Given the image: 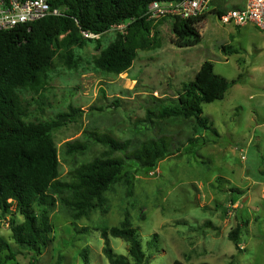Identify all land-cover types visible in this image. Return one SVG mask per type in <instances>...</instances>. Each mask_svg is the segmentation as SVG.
Here are the masks:
<instances>
[{
    "label": "rangeland",
    "instance_id": "1",
    "mask_svg": "<svg viewBox=\"0 0 264 264\" xmlns=\"http://www.w3.org/2000/svg\"><path fill=\"white\" fill-rule=\"evenodd\" d=\"M226 1L221 6L216 0L217 9L204 13L196 46L176 47L173 17H164L154 28L161 45L139 51L127 72L108 74L95 68L94 59L114 40L118 29H112L99 46L92 41L74 48L69 65L58 54L43 95L20 92L27 121L50 120L70 107L81 110L75 122L53 135L61 179L68 180L73 168L105 150L93 143L84 154L66 153L67 142H85L89 133L129 140L131 148L164 136L173 153L157 170L137 173L131 197L123 184L107 193V212L74 221L58 203L50 208L51 241L36 264H53L59 257L62 264H85L84 248L88 264H109L100 230L118 226L127 212L149 264H264V31L253 24L224 25L218 9L239 0ZM206 61L218 75L229 81L241 76V81L223 100L203 104V115L218 134L200 130L197 135L194 120L160 112L176 103L184 84L195 79ZM12 220L22 222L23 217L13 209L0 219V234L18 249L11 238ZM238 224L243 226L240 249L229 238ZM110 244L115 253L128 255L122 239L111 236ZM33 258L22 251L14 264H31Z\"/></svg>",
    "mask_w": 264,
    "mask_h": 264
},
{
    "label": "trees",
    "instance_id": "2",
    "mask_svg": "<svg viewBox=\"0 0 264 264\" xmlns=\"http://www.w3.org/2000/svg\"><path fill=\"white\" fill-rule=\"evenodd\" d=\"M155 1L182 0H50L53 7L62 10V15L0 31V219L12 214L13 209L23 217L22 222H10L11 238L18 249L0 234V264L16 263L22 251L32 253L31 264H36L51 241L48 210L57 203L74 221L89 217L94 211L107 212L106 194L115 186L123 184L127 196L131 197L137 173L149 174L157 170L161 161L172 156V143L164 136L147 139L131 148L129 140L89 133L85 142H67L66 153L84 154L93 143L101 144L105 150L100 156L73 168L68 180L61 179L60 158L53 135L75 122L81 110L70 107L68 112L59 113L50 120L27 121V109L20 95L21 91L43 95L58 54L63 53L69 65L73 62L74 48L92 41L99 46L105 33L123 24L127 25L126 29L117 30L114 40L94 59V66L108 74L127 72L139 51L153 50L161 45L154 30L158 20H149L146 16L149 5ZM222 11L218 9V16ZM205 19V14L191 19L173 18L172 43L178 48L198 45L202 40L198 24ZM83 32L99 34L100 38L86 39ZM240 81L241 76L229 81L218 75L213 63L206 61L195 79L184 84L176 103L164 107L160 116L194 120L196 134L200 130L218 134L204 117L203 104L223 100ZM243 224L248 225L247 222ZM85 230L87 228L79 233ZM242 230L243 226L238 224L229 234L239 249ZM100 234L109 264L150 263L128 212L118 226L104 227ZM111 236L128 244V255L114 252ZM81 256L88 264L87 248ZM53 264H62V257ZM172 264L188 263L175 260Z\"/></svg>",
    "mask_w": 264,
    "mask_h": 264
},
{
    "label": "built area",
    "instance_id": "3",
    "mask_svg": "<svg viewBox=\"0 0 264 264\" xmlns=\"http://www.w3.org/2000/svg\"><path fill=\"white\" fill-rule=\"evenodd\" d=\"M216 0H182L178 2L151 3L146 16L157 21L164 17L191 19L216 8ZM62 10L50 4V0H0V31L11 30L20 24L32 23L49 16H60ZM224 25L246 26L253 24L264 31V0H242L237 8H223L219 15ZM127 25L113 29L124 31ZM86 39H99V34L83 32Z\"/></svg>",
    "mask_w": 264,
    "mask_h": 264
},
{
    "label": "crops",
    "instance_id": "4",
    "mask_svg": "<svg viewBox=\"0 0 264 264\" xmlns=\"http://www.w3.org/2000/svg\"><path fill=\"white\" fill-rule=\"evenodd\" d=\"M241 2H242V0L232 2L229 8H237V7L241 6ZM227 4H228V1H226V0H219V3H218V5H221V6H224V5L226 6Z\"/></svg>",
    "mask_w": 264,
    "mask_h": 264
}]
</instances>
